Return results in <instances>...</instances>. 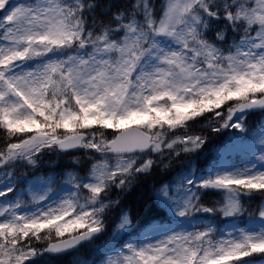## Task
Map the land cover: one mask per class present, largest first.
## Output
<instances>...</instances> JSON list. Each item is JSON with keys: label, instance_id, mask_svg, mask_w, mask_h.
I'll return each instance as SVG.
<instances>
[{"label": "snow or ice", "instance_id": "snow-or-ice-1", "mask_svg": "<svg viewBox=\"0 0 264 264\" xmlns=\"http://www.w3.org/2000/svg\"><path fill=\"white\" fill-rule=\"evenodd\" d=\"M0 264H264V0H0Z\"/></svg>", "mask_w": 264, "mask_h": 264}]
</instances>
